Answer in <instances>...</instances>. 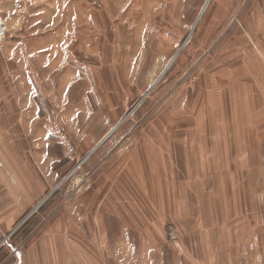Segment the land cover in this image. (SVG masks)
<instances>
[{
  "label": "rangeland",
  "instance_id": "rangeland-1",
  "mask_svg": "<svg viewBox=\"0 0 264 264\" xmlns=\"http://www.w3.org/2000/svg\"><path fill=\"white\" fill-rule=\"evenodd\" d=\"M0 36V202L14 216L1 263L64 214L79 231L99 215L103 255L127 241L161 264V250L166 264H191L196 250L233 264L230 251L264 226V106L234 121L230 98L255 77L264 103V0H0ZM216 77L225 91L217 124L241 123L240 144L231 127L219 143L207 122L219 105H192ZM174 99L178 175L143 183L156 207L135 208L142 217L120 214L124 177H151L140 156L146 126ZM11 188L19 212L8 207Z\"/></svg>",
  "mask_w": 264,
  "mask_h": 264
},
{
  "label": "crops",
  "instance_id": "crops-1",
  "mask_svg": "<svg viewBox=\"0 0 264 264\" xmlns=\"http://www.w3.org/2000/svg\"><path fill=\"white\" fill-rule=\"evenodd\" d=\"M240 76H242V74L238 77ZM243 77H245L244 74ZM256 79L255 77H253V80L249 84L242 86L238 91L230 92L231 101H233L234 103L231 108L234 121L242 120L241 115L245 114L244 109H248L250 114H252L255 111L259 112L262 106H264V103H260L256 96L254 98V95L252 93L253 88H250L251 84H255V82H257L258 79ZM214 80L216 81H212V83L208 85L207 81L203 79L200 89L203 88L204 94L203 96H200V93L197 92L194 96L195 99L192 105H197L201 107L203 104H206L209 106L207 112L211 110L216 113V110L211 109V105H219L220 109L217 113V116L213 118L212 121L207 120V122L211 123L210 127L212 129H214V127H217V133H219L220 137H225L224 139H219L221 142L219 140L217 141H219V143H226L227 129L231 127L233 131L234 129L236 130L235 142L237 144H240L243 141V139L238 135V128L242 127L241 123H236L234 121L232 123L231 119L230 124H217L218 118H220L222 121L225 120L224 116L222 115L224 112H220L222 111L221 97L224 96L225 91H223L220 86V83H222L221 79L216 77V79ZM196 88H199V86ZM263 88L264 87H262V89ZM209 90L210 92L208 93ZM211 90L214 91V95L212 94ZM217 90L218 92L220 91L219 95L216 94ZM243 96H245V98L247 99L246 104L248 108L244 107L243 105ZM163 106H167V108H165L156 119L151 120L150 124L146 126V134L143 135L145 137H141L143 141L142 143H140V156L144 161L142 165L146 166L148 175L151 177L149 179L141 178V180H138L140 182L139 184L136 183L135 179L133 178L127 179L124 177V190L122 189V191L126 195V197L124 196V201H122L121 197L117 195L122 202V207L119 206L120 214L124 213L126 215H130V217L133 218L142 217L143 213L140 214L138 211L135 210V208L147 209L156 207L154 202L150 199L149 194L147 195L145 189L143 188V186L148 187L150 186V184L143 185V183H147L148 180L151 181V178L157 177V175H172V177L178 175L176 174L178 170L176 169L175 165L181 164L179 163V160H181V158L175 154V143L180 141L179 137L175 135V128H178V126L180 125H177V122H175L177 120V118L175 117V99L171 100L170 103H164ZM163 106L161 107V110L164 108ZM168 106L171 111H167ZM165 112H170V114H166ZM187 120L188 119L185 120V124L183 125L184 129H187L189 126L190 121ZM251 121L252 120H250V128L253 127ZM247 139L248 138H246V140ZM135 155L138 156V159L136 158V161L139 160L138 150H136ZM124 161L125 160H123V162ZM140 164L141 163L139 161V164L137 163V165L141 167ZM190 165H192V163H190L188 166ZM0 173H3L1 169ZM16 179H18V175ZM235 187L236 186H233V188ZM175 188H177L176 191ZM178 188L179 187H175L173 185L169 186V189H172L173 192V195L171 193L170 195H168L167 202L169 207L175 208V199L179 197V193L181 191L180 188ZM13 190H15V195L13 194ZM10 192L12 194V197L14 196V200H11L10 204L8 203V207L12 208V211L16 210L17 212H19V190L12 189ZM239 197L241 198V196ZM5 207L6 206L3 205V202H0V241L4 237V224H7L6 229H9V224L14 222V216L11 214L7 217H3ZM180 207H182V205H180ZM113 211L114 210H111L110 214L113 213ZM153 216L155 218H158L156 212L153 214ZM212 217L213 223H215L216 219H219L215 212L213 213ZM89 222V231L86 230V226H81L82 230L79 231V227H75V225L70 222V216L59 214L57 217L52 219L51 222L46 224L42 228V230L36 233L35 236L28 243H25L21 251H19L16 255L15 259L9 264H154V262L161 264L157 260L151 258L153 257V255H155L154 251L152 252L147 248L132 249L127 241H124L125 243L123 242V246L126 249L124 248V250L118 251L116 253L114 249L113 252H107L103 255L101 251V248L103 247H101L100 245V239L98 234V231H100L99 215H97V219H95V224L97 223L96 226L99 225V227H94L95 224L93 219L89 220ZM107 222L110 223L109 217ZM253 228L254 227L252 226V229ZM83 229L86 230V232ZM112 229H114V227ZM148 229L151 230L152 227H149ZM157 229L158 226L156 227V230ZM108 231V238L113 232L114 234L111 235V237L114 240L121 236L119 235V230L117 232V230L113 231L108 229ZM158 231H160V229H158ZM174 233L175 231H173L172 236ZM230 252L232 256H236L233 259V264H264V226L258 227L253 232L249 233L246 236L245 240L241 242V247L238 248V250L236 251L231 250ZM161 253L162 264H166L165 250H161ZM192 256L193 257L191 264H230L228 259H223L219 263V260H217V263H211L209 261L210 253H207L206 250L200 252H198L197 250L193 251ZM7 262L8 260H6L4 263H1L0 261V264H7Z\"/></svg>",
  "mask_w": 264,
  "mask_h": 264
},
{
  "label": "built area",
  "instance_id": "built-area-1",
  "mask_svg": "<svg viewBox=\"0 0 264 264\" xmlns=\"http://www.w3.org/2000/svg\"><path fill=\"white\" fill-rule=\"evenodd\" d=\"M0 37H1V36H0ZM9 239H10V238L5 239V240L0 244V249H1L2 247H4V246L7 244V242L9 241ZM18 252H19V251H17V254H18ZM17 254H16V255H17Z\"/></svg>",
  "mask_w": 264,
  "mask_h": 264
},
{
  "label": "water",
  "instance_id": "water-1",
  "mask_svg": "<svg viewBox=\"0 0 264 264\" xmlns=\"http://www.w3.org/2000/svg\"><path fill=\"white\" fill-rule=\"evenodd\" d=\"M109 136H110V135H109ZM109 136H107L103 142H105V141L107 140V138H109ZM103 142L100 143V145H98V147L101 146V145L103 144ZM98 147H97V148H98Z\"/></svg>",
  "mask_w": 264,
  "mask_h": 264
},
{
  "label": "bare ground",
  "instance_id": "bare-ground-1",
  "mask_svg": "<svg viewBox=\"0 0 264 264\" xmlns=\"http://www.w3.org/2000/svg\"><path fill=\"white\" fill-rule=\"evenodd\" d=\"M207 1H208V0H207ZM3 27H4V26H3ZM1 28H2V27H1ZM2 30H3V29H2ZM111 134H112V133H110L109 135H111ZM109 135H108V136H109Z\"/></svg>",
  "mask_w": 264,
  "mask_h": 264
}]
</instances>
